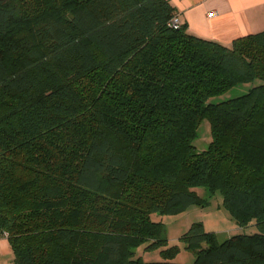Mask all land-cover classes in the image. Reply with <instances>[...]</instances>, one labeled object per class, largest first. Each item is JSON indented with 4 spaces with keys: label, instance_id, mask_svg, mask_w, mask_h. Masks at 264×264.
I'll return each instance as SVG.
<instances>
[{
    "label": "trees",
    "instance_id": "16d2710c",
    "mask_svg": "<svg viewBox=\"0 0 264 264\" xmlns=\"http://www.w3.org/2000/svg\"><path fill=\"white\" fill-rule=\"evenodd\" d=\"M176 15L170 0H0V236L14 264H181L153 214L216 194L257 232L220 241L194 222L179 238L192 264H264V30L227 46Z\"/></svg>",
    "mask_w": 264,
    "mask_h": 264
},
{
    "label": "crops",
    "instance_id": "0c3cea01",
    "mask_svg": "<svg viewBox=\"0 0 264 264\" xmlns=\"http://www.w3.org/2000/svg\"><path fill=\"white\" fill-rule=\"evenodd\" d=\"M181 24L201 38L231 46L239 37L264 30V0H170ZM211 12L216 13L210 17ZM6 236H0V264H14Z\"/></svg>",
    "mask_w": 264,
    "mask_h": 264
},
{
    "label": "rangeland",
    "instance_id": "374dc122",
    "mask_svg": "<svg viewBox=\"0 0 264 264\" xmlns=\"http://www.w3.org/2000/svg\"><path fill=\"white\" fill-rule=\"evenodd\" d=\"M248 90L249 88L247 85L238 86L223 96L216 97L213 100L215 102H222L230 98L241 96ZM198 132V138L194 144L198 151H203L208 147L212 140L209 121H203ZM198 189L199 190H197V192L201 196H206V192L203 188ZM222 201V196L216 194L215 197L210 199V205L205 208L192 206L187 211L174 216L153 214V220L162 221L165 223L168 231L170 246L179 245L181 248L180 253L175 259L176 263L192 264L194 261L195 257L193 253L187 251L184 245L179 241L180 236L188 231L194 222H202L205 230L208 232H215L220 241H224L238 234H253L257 232V228L255 226H248L244 228L238 226L222 206ZM144 248V246L140 247L137 250V254L144 255L145 260L150 261L151 259H161L158 252L147 253L145 252Z\"/></svg>",
    "mask_w": 264,
    "mask_h": 264
},
{
    "label": "built area",
    "instance_id": "2783aa9c",
    "mask_svg": "<svg viewBox=\"0 0 264 264\" xmlns=\"http://www.w3.org/2000/svg\"><path fill=\"white\" fill-rule=\"evenodd\" d=\"M215 14H216V13L211 12V13L209 14V16H210V17H213ZM180 24H181L180 19H179V17L176 15V16L173 18V20H172V22H171V25H173L174 27H178Z\"/></svg>",
    "mask_w": 264,
    "mask_h": 264
}]
</instances>
